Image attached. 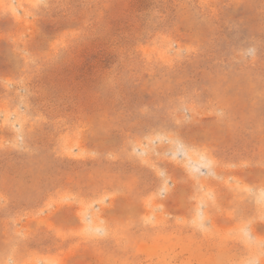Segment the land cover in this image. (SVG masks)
Returning a JSON list of instances; mask_svg holds the SVG:
<instances>
[{
    "label": "rangeland",
    "instance_id": "374dc122",
    "mask_svg": "<svg viewBox=\"0 0 264 264\" xmlns=\"http://www.w3.org/2000/svg\"><path fill=\"white\" fill-rule=\"evenodd\" d=\"M0 264H264V0H0Z\"/></svg>",
    "mask_w": 264,
    "mask_h": 264
}]
</instances>
